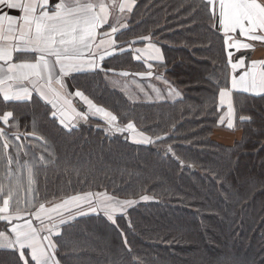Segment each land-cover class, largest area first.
<instances>
[{
  "label": "trees",
  "instance_id": "1",
  "mask_svg": "<svg viewBox=\"0 0 264 264\" xmlns=\"http://www.w3.org/2000/svg\"><path fill=\"white\" fill-rule=\"evenodd\" d=\"M113 43L117 53L98 70L69 81L115 128L93 113L66 128L33 94L12 106L19 127L0 129V182L23 176L15 162H31V183L0 185L49 210L41 254L54 264H264V95L233 93L235 140L215 139L228 131L219 94L233 76L217 14L205 0H134ZM149 44L159 61L139 55ZM131 73H160L181 96L131 103L106 81ZM101 193L138 203L113 221L85 212L86 198Z\"/></svg>",
  "mask_w": 264,
  "mask_h": 264
},
{
  "label": "crops",
  "instance_id": "2",
  "mask_svg": "<svg viewBox=\"0 0 264 264\" xmlns=\"http://www.w3.org/2000/svg\"><path fill=\"white\" fill-rule=\"evenodd\" d=\"M226 1L213 10L223 34L227 35L226 29L231 28V24L235 26L233 19L239 21L242 15L253 24L246 33L240 29L245 43L231 36L236 50H244L237 47L239 44L249 47L241 52L243 55L237 53L231 57V87L219 94V104L224 108L221 122L228 131H217L215 139L230 145L236 137L232 132L235 125L232 94L264 95V0H241L244 3L238 4ZM133 5L134 0H76L73 3L70 0H0V67L19 74L10 83L0 81V87L7 90L12 86L25 99L36 92L53 106L56 105L55 98L49 95L52 90L58 97L73 95L77 98L76 91L70 86V76L98 70L103 59L114 55L113 35L125 27ZM241 25L242 22L238 26L242 28ZM145 47L139 52L141 58L154 62L160 60L156 46L149 44ZM37 66L41 74L36 73ZM158 75L164 77L160 73H131L129 78H117L129 80L136 77L141 83L143 80L158 79ZM178 94L180 96V92ZM71 114L70 118L62 115L63 121L76 122L78 115ZM3 151L0 143V153ZM37 231V239L32 245L40 249L42 246L37 242L50 232L40 230L39 226ZM31 249L34 250V247Z\"/></svg>",
  "mask_w": 264,
  "mask_h": 264
},
{
  "label": "rangeland",
  "instance_id": "3",
  "mask_svg": "<svg viewBox=\"0 0 264 264\" xmlns=\"http://www.w3.org/2000/svg\"><path fill=\"white\" fill-rule=\"evenodd\" d=\"M76 0H70V2H75ZM209 6L210 9L213 11L216 8H218V5L224 4L225 2H227L226 0H223L221 2V0H205ZM231 3L234 4H238V3H244L241 2V0H229ZM221 2V3H220ZM240 5V4H239ZM244 6V5H243ZM236 19V18H235ZM233 19V23L235 24V26L233 24H231V28L229 27V29H226L227 31V35H225L227 37V40L230 44V49H231V54H229L230 56H233L234 54L237 53H244V50L246 48L249 47L246 46L245 44L242 45H237L238 48H242L244 50L240 51V50H236L235 48H233V45L231 43V41L234 39L236 41H246L245 37L241 36L240 33V29L246 33L247 31H250V29H252L253 24L250 23V21L245 20L244 15H242V17L240 18L239 21ZM241 22L243 23V25H241L242 28H240L238 25L241 24ZM231 36H233V39H231ZM240 43V42H239ZM243 45H245L243 47ZM252 48V46H250V49ZM239 51V52H238ZM233 52V53H232ZM117 51L113 50L112 54H116ZM104 56V55H103ZM237 76V75H236ZM150 78V77H148ZM106 81L108 86L116 91L121 92L122 94H124V96L126 97V99L131 102V103H154V102H160V101H174L180 98L181 96V92L179 90H174V87L171 85V83L164 77L158 75V79H149V80H143L141 83H139L136 79V77L130 78L129 80H122L120 78L117 77H106ZM137 81V83H136ZM180 92V96H179V92ZM245 93V92H244ZM49 95L53 98H55L54 102H55V106L56 107L55 110L58 111L59 113V122L62 126L66 127V128H73L76 126V122L79 120V118L82 119H87L88 117L91 118V113L101 117L103 120V122H105L106 124L109 125V127L111 128H115L114 127V119L111 118L109 115H107V113L96 107L95 105H93L91 102H89L88 100H86L82 94L78 91H76V97H74L73 95L70 98L65 97V96H60L58 97V95H56V93L52 90L51 93H49ZM70 95V94H69ZM75 100V101H74ZM77 103V104H76ZM81 107V109H79V107ZM71 112H74L75 115H78V118L76 119V122L70 121V122H65L63 121V117H66V115L68 116V118H70V115L72 116ZM63 115V117H62ZM105 130V128H103ZM108 131V129L106 130V132ZM6 138L8 137V135H4ZM129 139L133 142H140L139 139H137L135 137L134 134H130L129 135ZM9 138V137H8ZM144 141H146L144 139ZM12 142V141H11ZM10 143V142H9ZM30 164L31 162H26V163H17L15 162V167L21 171H24L23 176H17L16 178H13L11 181L9 180H5L8 183H31V176H30V172H29V168H30ZM7 167V166H6ZM2 171H6L7 174H10L11 172H8L7 169H3ZM24 186V185H23ZM27 189V186H26ZM94 198V199H93ZM93 198H89V196L86 198L87 202L85 204V212L87 211H92L95 213H100L102 216H104L105 218H107L110 221H113L112 218L117 215V214H123L125 213L129 208H131L132 206L136 205L138 202L134 201V200H119V199H115L109 195H106L104 193L101 194H97L95 195ZM144 200H148L147 198H143L141 199V201ZM59 214H56L55 216V220L57 219ZM47 236L44 237L43 239L40 238L42 241V247L39 249V247L34 246V250L35 253H39V256H43V255H48L50 256V253L47 252V254H41L43 253L42 248L45 247V245H47L46 241H47ZM49 253V254H48ZM51 257V256H50Z\"/></svg>",
  "mask_w": 264,
  "mask_h": 264
},
{
  "label": "snow or ice",
  "instance_id": "4",
  "mask_svg": "<svg viewBox=\"0 0 264 264\" xmlns=\"http://www.w3.org/2000/svg\"><path fill=\"white\" fill-rule=\"evenodd\" d=\"M36 73L41 74L39 66ZM18 75L10 69L0 67V81L10 83ZM33 94L37 93H31L25 99L12 86L7 90L0 87V95H2L0 129L19 127L20 117L12 106L26 103ZM0 136H3V132H0ZM9 151H11L10 145ZM48 213L49 210L43 203L38 206L35 204L27 206L15 198V192L12 189L0 185V223H3V229L0 230V264H53L50 256H36L35 253L30 252L33 247L32 241L38 235V226L40 230L52 231L45 222L49 218ZM20 221L23 223H19ZM52 243L54 244V241ZM56 264H58V258H56Z\"/></svg>",
  "mask_w": 264,
  "mask_h": 264
},
{
  "label": "water",
  "instance_id": "5",
  "mask_svg": "<svg viewBox=\"0 0 264 264\" xmlns=\"http://www.w3.org/2000/svg\"><path fill=\"white\" fill-rule=\"evenodd\" d=\"M78 107H79V105H78ZM79 108H81V107H79Z\"/></svg>",
  "mask_w": 264,
  "mask_h": 264
}]
</instances>
